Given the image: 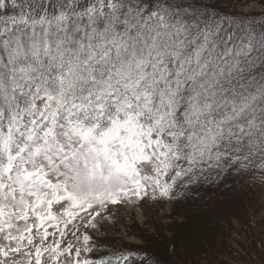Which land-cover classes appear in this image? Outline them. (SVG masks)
Here are the masks:
<instances>
[{"label":"snow or ice","instance_id":"obj_1","mask_svg":"<svg viewBox=\"0 0 264 264\" xmlns=\"http://www.w3.org/2000/svg\"><path fill=\"white\" fill-rule=\"evenodd\" d=\"M244 15L197 0H0V256L31 246L35 264H60L72 245L46 243L45 222L95 228L108 203L149 192L264 183V25L232 19Z\"/></svg>","mask_w":264,"mask_h":264},{"label":"rangeland","instance_id":"obj_2","mask_svg":"<svg viewBox=\"0 0 264 264\" xmlns=\"http://www.w3.org/2000/svg\"><path fill=\"white\" fill-rule=\"evenodd\" d=\"M197 2L212 4L217 10L224 13L245 14L243 17H235L250 21L253 24L260 22L264 25V16L260 15V13H264V0H197ZM248 177L256 188H250L247 192L248 195L242 196L243 200L234 199L240 202L239 204L244 202L245 212L241 220L230 217L232 223L224 229L227 237L221 236L219 238L218 234L211 233L212 239L209 241L200 239V243L203 241L201 248L203 250L202 255L198 257H196L197 255L187 257L184 251L182 252V249H179L173 255V259L171 258L175 262L173 264H264V183L258 177L255 179ZM175 192L176 189L173 190L170 197H162L157 194L155 198H152L151 192H149L147 196H143L139 200L133 197L129 200H121L117 204L108 203L107 207L101 210L100 215L95 216L93 220L96 225L95 228L86 226L87 222L79 217L66 227L62 223L58 224V228L67 230L63 237L59 235L58 228L52 227L57 222H45L44 227L50 233L46 243H52L54 239L61 237L68 242H72L76 249L80 244L84 246V234L90 237V251L81 253L79 258L75 256L74 251H70L59 258L60 264H75L76 259L101 260L104 259L105 255L117 252H136L147 243L146 240L143 241L133 235L134 228L137 226L142 230L149 228L148 233H152V231L150 232L151 228L147 227L146 223L157 226L158 224L170 222L171 219L168 216L173 209L176 210L173 205L175 202L171 203L175 198ZM53 211L59 214L60 209L54 205ZM80 215L83 216L84 214L81 213ZM29 223H36V221L30 217ZM19 226L23 228L24 222L20 221ZM44 227L41 228V231L44 230ZM164 234L170 233L165 231ZM32 235L36 236L35 228L32 230ZM209 238L211 237L209 236ZM59 240L62 249L64 243L61 239ZM23 243L27 244V241L25 240ZM34 243H39V238H35ZM0 245L7 248L9 242L0 237ZM11 246L15 247V243L13 242ZM95 249L98 251H95ZM27 251L33 253L32 264H35V249L31 246L23 249L20 253H9L8 257L0 256V261H3L4 264H26L27 257L24 252ZM98 254L102 258H98ZM178 255H185L186 258L183 263L177 262ZM144 260L145 258L141 262H144ZM42 264H51L47 259V254L42 257ZM157 264H163L162 260H159Z\"/></svg>","mask_w":264,"mask_h":264},{"label":"trees","instance_id":"obj_3","mask_svg":"<svg viewBox=\"0 0 264 264\" xmlns=\"http://www.w3.org/2000/svg\"><path fill=\"white\" fill-rule=\"evenodd\" d=\"M237 23L241 18L232 17ZM244 23L253 26L259 31L260 22L253 24L243 20ZM248 176L226 175L220 180L213 182H198L187 187L177 185V194L171 201L176 210H172L168 216L171 220L166 224L146 223L152 233L142 230L138 226L133 235L146 240V245L136 252H131L132 264H157L162 260L163 264H173V255L182 249L187 257L194 255L201 256L202 244L200 239L209 241L211 233L218 234L221 238L227 237L224 229L231 222L230 217L242 219L244 210L243 204H239L236 198L243 200L242 196L248 195L250 188H256ZM234 200V201H233ZM224 227V228H223ZM165 231L170 234L165 235ZM209 236L211 238H209ZM177 247V248H176ZM137 256H136V254ZM191 255V256H189ZM147 256V257H146ZM185 256V255H184ZM184 256H179L177 262L183 263ZM145 258L144 262H141ZM154 261V262H153Z\"/></svg>","mask_w":264,"mask_h":264}]
</instances>
